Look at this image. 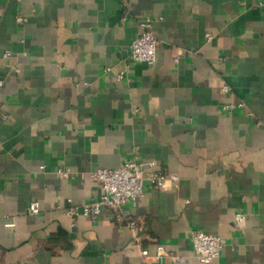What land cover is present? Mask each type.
<instances>
[{
  "label": "crops",
  "instance_id": "obj_1",
  "mask_svg": "<svg viewBox=\"0 0 264 264\" xmlns=\"http://www.w3.org/2000/svg\"><path fill=\"white\" fill-rule=\"evenodd\" d=\"M262 2L0 0V264H264ZM147 17L153 64L129 58ZM135 155L179 176L127 203L136 228L66 211ZM198 228L225 239L211 262Z\"/></svg>",
  "mask_w": 264,
  "mask_h": 264
},
{
  "label": "built area",
  "instance_id": "obj_2",
  "mask_svg": "<svg viewBox=\"0 0 264 264\" xmlns=\"http://www.w3.org/2000/svg\"><path fill=\"white\" fill-rule=\"evenodd\" d=\"M261 4H264L262 2ZM142 33L131 43L129 58L132 61L147 62L153 64L157 60L158 38L153 31V19L150 17L140 20ZM210 36V35H209ZM8 54L11 51H7ZM3 80H0V86ZM228 89V87H225ZM1 106V104H0ZM231 108V105H226ZM153 161L140 160L138 155L134 158L126 159L117 167H98L91 172V177L102 186L101 195L91 203L83 205L74 204L66 211L73 217L79 215L81 210L93 217L101 213L104 208H110L117 212V218L125 222L131 229L137 227V220L125 210V206L130 201L137 200L145 194V182L148 180L158 188H165L171 181L179 178L175 172H168L164 169H154L151 166ZM68 174V170H63ZM29 210L38 213L41 206L38 200L29 203ZM245 214H238L237 220L243 221ZM191 238L196 257L208 263L219 257L225 245V239L218 233L206 229H193ZM146 258L142 264H149L150 254L143 251ZM165 256L174 257L179 263L185 261V256L181 253L169 251L163 243H158L155 257L161 259Z\"/></svg>",
  "mask_w": 264,
  "mask_h": 264
}]
</instances>
